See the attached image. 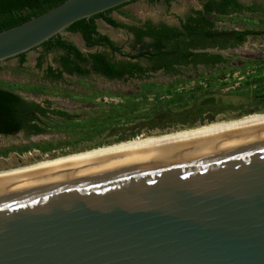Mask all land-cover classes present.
I'll use <instances>...</instances> for the list:
<instances>
[{
    "label": "water",
    "instance_id": "95a60500",
    "mask_svg": "<svg viewBox=\"0 0 264 264\" xmlns=\"http://www.w3.org/2000/svg\"><path fill=\"white\" fill-rule=\"evenodd\" d=\"M129 1L65 0L0 62ZM0 264H264V115L0 172Z\"/></svg>",
    "mask_w": 264,
    "mask_h": 264
},
{
    "label": "trees",
    "instance_id": "16d2710c",
    "mask_svg": "<svg viewBox=\"0 0 264 264\" xmlns=\"http://www.w3.org/2000/svg\"><path fill=\"white\" fill-rule=\"evenodd\" d=\"M63 1L65 0H0V31L35 17ZM134 1L136 0L79 19L65 29L66 32L78 33L86 47L100 46L106 52L84 53L61 34L52 36L32 48L31 50L41 47L46 53L59 52L55 59L56 67L46 66L43 70L44 77L60 79L64 73L87 77L95 73L110 80L127 81L133 78H148L152 72L158 70L163 75H183L182 67L195 68L197 64H203L208 69L217 63L227 62L221 54L206 51V48L227 46L226 39L218 36L224 31L215 27L213 16L263 11L257 5H243L238 0H201V8L191 9L189 14L178 18V26L163 23L153 25L148 20L139 26L123 25L107 16L109 12ZM162 1L169 7L171 0ZM97 19H102L113 28H124L131 33V51H123L121 45L116 44L108 35L100 33L97 29ZM247 33L245 30L243 33L239 32L238 36H242L243 40ZM26 54L27 52H24L13 58H17L18 63L22 65L26 62ZM117 54L121 58H116ZM140 59H143L145 65L140 63ZM35 65L41 68L42 54L36 58ZM231 69L235 68L227 71H232ZM217 74L206 71L191 79L175 77L168 83L146 82L139 92L123 95L124 100L119 103L93 104L82 117L24 99L12 89L0 86V135L10 136L18 132L26 136L40 135L48 133L51 129L66 130L68 134L65 138L30 142L20 147L5 149L3 153L13 149L22 152L33 147L48 153L67 148L103 131L116 132L117 128L124 132L127 129L131 131L125 137L107 141V145L131 140L138 137L142 131L146 132L145 135L154 129L159 130L160 134L166 133L167 130L174 129L177 123L180 126L175 127L173 131L192 129L206 123L205 117H202L205 112L211 114L207 120V123H210L213 115L223 110L219 106V92L225 83H218ZM256 76L245 79L243 86L259 84L260 89L262 79ZM187 81L195 83L189 89L177 90L178 85ZM245 93L248 100L252 97L264 100L262 90L254 92L253 95H248L247 91ZM148 98H151L150 102ZM45 102L48 104L49 101ZM258 112L264 113V109L254 114ZM250 113L251 111H248L241 115L248 116Z\"/></svg>",
    "mask_w": 264,
    "mask_h": 264
},
{
    "label": "rangeland",
    "instance_id": "374dc122",
    "mask_svg": "<svg viewBox=\"0 0 264 264\" xmlns=\"http://www.w3.org/2000/svg\"><path fill=\"white\" fill-rule=\"evenodd\" d=\"M243 5H257L263 11L259 12H242L238 14H230L228 16H213L214 25L217 29H259L260 25L264 24V0H238ZM201 0H171L169 7L165 5L162 0L151 2L150 0H136L131 2L118 10L109 12L110 15H114L115 18L124 21L127 25L139 26L144 21H150L154 24L157 23H166L172 26H178V17H184L185 15L191 12V9L199 7ZM121 13V15H116L115 13ZM97 29L100 33L108 35L116 44L121 45L123 51L130 52L132 45V35L128 33L125 29L113 28L106 23H102L100 19H97ZM61 35L74 43L80 50L84 53L96 52V51H105V49L100 47H91L88 48L85 46L81 36L78 33H70L63 31ZM250 38H255L253 43L257 44L259 40L264 41L262 36H249L247 41L243 43L242 49L246 48L250 42ZM106 52V51H105ZM242 52V51H240ZM42 54V66L37 68L36 58ZM59 52H44L41 47L30 50L26 54V62L22 65L18 63L17 58H11L5 61L0 62V86L7 87L17 92L21 97L27 100L35 101L40 103L43 106L49 108H56L60 110L67 111L69 113L79 114L81 117L84 116V113L92 107V105H107L115 104L124 100L123 95H130L132 93L139 92L142 85L146 82H156V83H168L172 81L175 77H187L188 79L195 78L200 76V74L205 73L206 71L217 74L218 83H226L224 77L227 74H230L228 81L232 80V73L238 71L235 77H241V83L238 88L230 89L227 92L220 91L219 95L221 96L219 105L223 110L222 112H217L213 115L212 123H207L208 117L211 114L205 112L202 117H205V123L201 126H206L221 121L240 119L241 114L244 112L251 111V115H254V112L262 109H253V105L256 104V101H261L252 97L251 100H248L246 96V91L248 95H253L254 87H259V84L248 85V87L243 86V81L245 79L253 77V75L258 74L261 71V67L258 63H253L249 66V71L241 72L246 67H233L232 71H227L228 69L223 70H212V69H203L197 71L195 68L193 71L190 69H184L182 67L183 75H163L161 71H155L150 74L148 78H133L127 81L121 80H110L104 77H101L97 74H90L87 77H77V76H68L64 75L60 79H49L44 77L43 70L46 66L51 65L56 67L55 59L58 56ZM116 58H121L120 55H116ZM142 65H145V62L142 60L140 62ZM199 73V74H197ZM195 81H187L183 84L177 86V90L189 89ZM223 96V97H222ZM106 98V101H104ZM49 101L48 104L45 101ZM151 101V98H148V102ZM255 113V114H259ZM248 115V114H247ZM250 116V115H248ZM214 121V122H213ZM198 122V121H196ZM175 125V122H173ZM180 125L174 126L179 127ZM200 125L198 127H201ZM174 129L167 130L166 133L174 132ZM187 129V128H185ZM184 130L177 129L175 131ZM130 129L121 131L120 128H117L116 132L103 131L100 134H96L93 137H89L87 140H81L79 142L73 143L67 148L58 149L48 153H43L37 148L33 147L31 149L23 150L22 152L17 149L10 150L8 152L5 149H10L14 147H20L21 145L29 144L30 142L39 143L45 140L65 138L68 136L66 130H49L46 134L40 135H31L26 136L22 132H18L10 136H1L0 135V171L8 170L14 167L23 166L26 164H31L36 161L43 159H50L55 157H61L64 155L78 153L82 151H87L94 149L95 146H107L106 142H112L113 140L119 137H125L129 135ZM145 131H142L138 137H148V136H157L163 135L166 133L160 134V131L154 129L145 135ZM135 137V138H138ZM133 138V139H135ZM131 139V140H133ZM129 141V140H128ZM123 142V141H122Z\"/></svg>",
    "mask_w": 264,
    "mask_h": 264
},
{
    "label": "flooded vegetation",
    "instance_id": "af4514ba",
    "mask_svg": "<svg viewBox=\"0 0 264 264\" xmlns=\"http://www.w3.org/2000/svg\"><path fill=\"white\" fill-rule=\"evenodd\" d=\"M178 18H183V17H178ZM152 24L158 25L160 23H157V24L152 23ZM163 24H166V23H163ZM166 25H169V24H166ZM169 26H172V25H169ZM258 28H259L258 30L257 29H255V30H251V29H225V30L219 29V30H223L224 32L234 33V36H232V37L222 36L226 39V45L227 46L225 48H219L218 46H216L213 48H206V51L212 52V53H219L224 58L227 59V62H225V63H217L215 66L208 68V69H212V70H214V69L215 70H218V69L223 70V69H230L233 67H242V66L249 67L253 63H258L262 70L259 71V73L255 74V75H257L256 78L262 79V82H261L262 87H260V89H258L259 87H254V90H262V92L264 93V41L260 39L257 44H254L253 41L255 38H250V42H249L248 46L246 48L242 49L243 43H245L247 41V39L249 38L250 35L251 36H262V37H264V24L260 25ZM121 29H124V28H121ZM245 30H247L248 33L244 36V38L242 40V38H241L242 36L241 37L238 36V35H240L238 33L239 32L243 33ZM132 37H133V35H132ZM94 47H100V46H94ZM100 48H102V47H100ZM240 51H242V52H240ZM140 60L142 61L143 59H140ZM205 68L206 67L203 64H197L195 67V69L197 71L203 70ZM184 69H190L191 71L194 70L190 66H188ZM92 74H95V73H92ZM64 75H67V74L64 73ZM255 75H253V77ZM68 76H70V75H68ZM71 76L80 77L78 75H71ZM116 81H118V80H116ZM250 108L264 109L263 98L261 99V101H256V104Z\"/></svg>",
    "mask_w": 264,
    "mask_h": 264
},
{
    "label": "bare ground",
    "instance_id": "6f19581e",
    "mask_svg": "<svg viewBox=\"0 0 264 264\" xmlns=\"http://www.w3.org/2000/svg\"><path fill=\"white\" fill-rule=\"evenodd\" d=\"M248 115H250V114H248ZM263 115H264V113H259V114H254V115H250V116H247V117H242L240 119L221 121V122L210 124V125H206V126L195 127V128H192V129L188 128V129H184V130L174 131L172 133H166V134H163V135H157V136L154 135V136H148V137H138V138H135L133 140L123 141V142H119V143H113L111 145L97 147V148H94V149H91V150H87V151H82V152H78V153H72V154L61 156V157L43 159V160L36 161L34 163H31V164H26V165H23V166L14 167V168H11V169H8V170H1L0 172L9 171V170L18 169V168L27 167V166L36 165V164H41V163H45V162L55 161V160H59V159L69 158V157H73V156H78V155H82V154H86V153H91V152H95V151H99V150H104V149H108V148H112V147L121 146V145L137 143V142H142V141H147V140H152V139L172 136V135H176V134L186 133V132H190V131H195V130L204 129V128H208V127H213V126H217V125H222V124H226V123H231V122H235V121L245 120V119H249V118L259 117V116H263ZM210 123H212V122H210Z\"/></svg>",
    "mask_w": 264,
    "mask_h": 264
},
{
    "label": "built area",
    "instance_id": "2783aa9c",
    "mask_svg": "<svg viewBox=\"0 0 264 264\" xmlns=\"http://www.w3.org/2000/svg\"><path fill=\"white\" fill-rule=\"evenodd\" d=\"M247 72L249 71V67H246V69L244 68L243 70H241V72ZM237 74H239L238 71H234L232 73V80H235L234 82L232 81H228L229 79V76L230 74H227L225 77H224V81L226 82L225 85L223 86V88L221 89L222 92H227L229 91L230 89H235V88H238L240 83H241V79H242V76L241 77H235ZM104 101H106V98H104Z\"/></svg>",
    "mask_w": 264,
    "mask_h": 264
},
{
    "label": "crops",
    "instance_id": "0c3cea01",
    "mask_svg": "<svg viewBox=\"0 0 264 264\" xmlns=\"http://www.w3.org/2000/svg\"><path fill=\"white\" fill-rule=\"evenodd\" d=\"M124 6H125V5H124ZM122 7H123V6H122ZM120 8H121V7H120ZM120 8H117V9H115V10H118V9H120ZM200 8H201V5H200L199 7L194 8V9H200ZM113 11H114V10H113ZM115 14L118 15V17H119V15H121V13H119V12H117V13H115ZM107 16L112 17L113 19H115L116 21H118L119 23H121V24H123V25H127L124 21L115 18L114 15H110V13H108ZM100 20H101L102 23H105L102 19H100ZM96 23L98 24L97 20H96ZM120 29H121V28H120Z\"/></svg>",
    "mask_w": 264,
    "mask_h": 264
}]
</instances>
